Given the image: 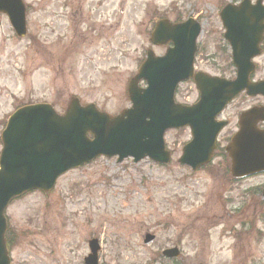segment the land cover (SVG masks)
<instances>
[{
  "label": "rangeland",
  "instance_id": "rangeland-1",
  "mask_svg": "<svg viewBox=\"0 0 264 264\" xmlns=\"http://www.w3.org/2000/svg\"><path fill=\"white\" fill-rule=\"evenodd\" d=\"M238 1L53 0L46 19L51 35L40 34L46 52L39 55L24 52L25 44L0 18V115L27 97L44 101L60 115L72 97L109 116L129 108L126 86L150 48L154 14L200 24L194 69L214 76V62L223 51L229 54L218 14ZM31 20L37 26L43 22L39 14ZM152 51L160 55L164 49ZM255 61L262 68L264 55ZM196 98L191 82L176 90L179 104ZM189 140L188 130L165 133L172 154L166 167L147 159L134 164L100 157L63 175L50 195L31 193L13 204L7 212L11 264H81L90 237L100 243L103 264H171L155 251L174 243L183 264H264V207H248L246 198L243 209L238 200L247 190L254 195L264 177L223 193L226 185L214 174L224 168L222 161L212 163L214 172L201 173L176 163ZM227 198L234 206L221 207ZM144 234L156 237L153 247L142 246Z\"/></svg>",
  "mask_w": 264,
  "mask_h": 264
},
{
  "label": "water",
  "instance_id": "water-1",
  "mask_svg": "<svg viewBox=\"0 0 264 264\" xmlns=\"http://www.w3.org/2000/svg\"><path fill=\"white\" fill-rule=\"evenodd\" d=\"M4 1L0 0V4ZM10 2L12 7L4 3L10 9L1 8L8 15L15 10V2L18 4L17 0ZM220 18L232 59L238 63L237 78L228 83L196 74L193 80L200 101L191 108L174 104L172 98L177 84L192 77L199 27L191 21L170 27L162 21L151 40L155 45L171 42L173 48L162 58L148 56L130 82L128 96L132 108L124 113L125 119L108 122L91 107L79 108L76 100L70 102L61 118L48 106L31 107L15 114L3 133L0 156V264H9L2 217L8 202L31 190H51L56 179L70 169L89 163L97 156L114 155L118 156V162L130 156L134 162L148 157L166 164L169 154L164 151L162 133L186 126L191 130L192 141L184 147L179 163L194 170L209 162L218 133L213 118L222 107L243 90L251 97L264 96V82H248L252 70L250 60L259 55L258 45L264 31L261 0L254 6L247 0L237 7L226 6ZM18 23L15 27L20 30L23 28L21 16ZM139 80L146 82V90L137 89ZM87 118L90 120L80 125L79 119ZM240 120V131L226 149L234 177L264 172V132L257 129L259 123H264V106L244 113ZM87 131L91 132L93 141L86 140Z\"/></svg>",
  "mask_w": 264,
  "mask_h": 264
},
{
  "label": "flooded vegetation",
  "instance_id": "flooded-vegetation-1",
  "mask_svg": "<svg viewBox=\"0 0 264 264\" xmlns=\"http://www.w3.org/2000/svg\"><path fill=\"white\" fill-rule=\"evenodd\" d=\"M52 1L53 0H36L37 3L28 1L25 4L26 34L23 40L25 44L24 52H26L28 55H31L29 53V50H31L36 55H39V53L41 52H46L45 51V41H43L44 39L43 37H40V34L44 32L50 33V30L48 29L46 25V19L50 16V12H51L50 5ZM66 8L67 7H63L64 10ZM36 14H39L43 18V22H41L40 26L35 25L31 20V17ZM0 18L4 19V21L6 20L5 16L3 15H0ZM10 31L12 32L11 29ZM216 68L218 69L217 74L219 77L225 78L227 80L234 79L235 70L232 67L231 61H218L216 62ZM252 80L254 82L264 80V66L262 68H259L257 65L255 66ZM257 104L264 105V98H261V97L247 98L243 96V94H241L225 107V109L221 112L220 117H219L220 120L225 122V127L220 133L221 140L219 137L218 144H229L230 138L238 130V118H239L240 113L250 109L252 106L257 105ZM3 125H4V120L0 119V130L2 129ZM263 129H264V126H263ZM219 160H221V158H219ZM224 170L225 171L223 173H220L218 177L225 183L226 186L236 187L238 184H241L242 182H245L251 178H255L258 176L264 177V173H263V174L252 176L246 179L234 180L230 178L228 168H225ZM263 187H264V184L258 187L256 191L254 192V195L253 193L249 194L251 190H247L246 192L242 193V195L239 197L240 206L242 207L246 206V204L244 203L246 202V198H248V201L246 202L248 204V207L249 206L254 207V205H258V204L264 207V201L260 199L261 190L263 189ZM222 190L224 191V187L222 188ZM227 203L230 204L228 201ZM231 204H234V203H231ZM224 206L225 205H222L221 207H224ZM244 208L245 207H243V209ZM172 246H173L172 248H176L179 251V259H176L178 262H175L173 260H169V261L166 260V261L172 264H183L182 259L180 257L181 251L179 249V245L177 243H174ZM240 264H248V263L246 262V260H243Z\"/></svg>",
  "mask_w": 264,
  "mask_h": 264
}]
</instances>
